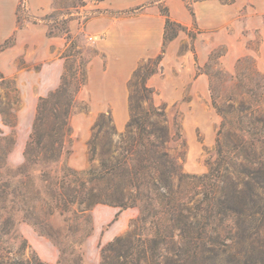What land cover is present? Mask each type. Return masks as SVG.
<instances>
[{
    "label": "rangeland",
    "instance_id": "1",
    "mask_svg": "<svg viewBox=\"0 0 264 264\" xmlns=\"http://www.w3.org/2000/svg\"><path fill=\"white\" fill-rule=\"evenodd\" d=\"M96 1L82 0L77 7H73L70 0H52V10L44 18L53 34L67 39L68 47L63 56L67 57L66 66L70 70L80 66L81 71L87 72L90 59L100 54L90 37L80 34L67 38L66 35L72 18H80L85 24L90 16L81 4ZM162 5L166 6L165 2L161 1ZM246 9L240 13L242 20L250 16ZM261 15L264 22V14ZM26 21L37 22L25 4L18 12V27L22 28ZM191 30L192 34L199 32L194 25ZM243 33L246 39H251L247 43L249 53L239 58L233 69H228L221 58L228 51L226 45L215 48L205 64L198 63L199 66H196L197 73L208 78L210 97L207 101L199 100L197 105L187 107L181 103L164 102L154 95L156 105L153 106L151 99L143 103L142 115L148 112L151 123L164 129L167 134L164 148L176 164L174 191L178 195L175 198H185L180 201L182 203L189 202L187 197H190L194 199L190 205L194 206L212 194L219 195L227 184L237 182L239 178L248 182L251 178L247 173L258 168V163H264V72L258 68L256 58L264 35L259 31ZM241 40L244 38L241 37ZM192 45L193 42L187 43L182 50L192 48ZM78 52L82 54L77 57ZM146 62L143 60L140 64ZM158 73H162V70ZM175 73L172 72L170 77ZM79 89L78 82L73 81L68 99L74 101L67 108L68 114L62 117L66 132L70 128L72 134L62 139L64 148L61 152L58 149L51 160L43 162V154L38 149L36 155L39 160L28 165H16L6 161L5 156L0 159V264H7L9 258H17L25 264H48L29 244L24 243L21 228L29 226L36 231L33 224H37L42 237L56 247L59 254L57 264H159L166 257L176 260L179 256L203 264L206 256L200 252V248L193 255L195 247L184 246L177 228L170 233L174 244L166 247L154 243L156 232L163 228L157 220L169 218L166 212L171 206L167 203L171 198L167 191L164 194L166 197L160 198L154 190L161 185L156 179L158 170L145 168L139 172L144 174L137 178L124 173L112 177L108 182L93 185L80 178L82 171L99 170L102 163H117L116 166L121 169L125 163L126 144L119 141L125 129L121 132L117 130L118 134L115 135L106 126L94 138L97 129L93 130V127L101 114L93 116L90 136L87 142L84 141V132L78 129L77 116L90 114V106L80 100ZM191 89V85H186L184 101L191 99ZM160 93L155 89L156 95ZM1 95L5 108L16 107L13 95L6 90H2ZM218 108L233 111L224 126V115ZM196 111L205 114L202 124L189 122L191 114ZM102 114H110L111 122L106 119L108 126L116 127L111 111ZM44 116L41 133L45 135L51 130L54 116L50 110H45ZM130 119L129 114L128 121ZM240 130L248 149L235 147ZM82 152L85 163L82 169H77L73 160ZM126 165L125 172L137 169L134 161ZM212 170L218 177L205 178ZM151 175L154 178H150ZM108 199L122 201L128 207L130 221L113 241L98 245L88 254V239L94 227L93 211L101 206H109L104 204ZM141 206L147 211L138 221ZM231 238L236 240L234 231L226 229L221 232L222 243H234L230 241ZM249 239H244L240 234L237 235L240 243L232 250L222 246L217 264H264V232L259 236L254 234ZM107 246L109 248L104 250Z\"/></svg>",
    "mask_w": 264,
    "mask_h": 264
},
{
    "label": "crops",
    "instance_id": "2",
    "mask_svg": "<svg viewBox=\"0 0 264 264\" xmlns=\"http://www.w3.org/2000/svg\"><path fill=\"white\" fill-rule=\"evenodd\" d=\"M20 1L0 0V46L14 39L12 45L0 49V73L3 79L15 82L20 98V105L14 108V129L5 125L0 112V138L10 136L15 131L16 143L8 161L16 165H22L25 161L24 152L40 99L61 85L66 67L63 52L68 47L65 37L49 35L44 18L52 10V0H26L27 9L37 22L26 21L22 28L18 27ZM161 1L165 2L172 20L189 29L195 23L199 32L195 39L186 31L179 32L167 46L161 62L162 73L152 75L147 86L154 91L160 90L159 95H154L164 102L192 107L199 100L205 102L210 97L208 78L196 71L198 63L205 64L215 48L226 45L228 51L221 58L228 69H233L237 60L249 53L247 43L251 39H246L243 32L259 31L264 35L261 15L264 14V0H235L229 5L218 0L199 1L194 4V16L183 0ZM158 3L159 0H101L84 7L90 14L85 24L80 18H73L69 22L72 37L80 34L90 37L100 52L90 59L87 81L79 93L80 100L90 106V114L77 116L78 129L83 130L85 142L90 136L93 116L98 114L111 111L116 130L121 132L126 128L130 114L129 81L143 60L155 59L162 52L166 19ZM138 7L141 9L132 12ZM245 9L250 16L242 20L240 13ZM191 42L192 48L182 50L184 45ZM259 48L257 66L264 72V41ZM174 71L175 76L170 77ZM3 79L0 78V95L5 90ZM186 85H191V99L184 101ZM153 102L157 104L155 98ZM204 119L205 114L196 111L191 114L189 122L202 124ZM83 153L73 160L77 169H82L85 163ZM118 213L119 209L112 206L94 209L88 254L98 245L113 241L125 229L130 221L129 210L121 212L116 219ZM21 232L42 261L57 264L58 251L48 239L29 226H22Z\"/></svg>",
    "mask_w": 264,
    "mask_h": 264
},
{
    "label": "trees",
    "instance_id": "3",
    "mask_svg": "<svg viewBox=\"0 0 264 264\" xmlns=\"http://www.w3.org/2000/svg\"><path fill=\"white\" fill-rule=\"evenodd\" d=\"M70 1L71 4H73V7H77V4H79L82 0ZM98 1L101 0H97L96 2ZM183 1L191 14L194 16L193 4L195 2L207 0ZM218 1L222 4L229 5L233 4L235 0ZM160 2L161 0H159L160 11L166 19L162 52L157 58L147 60L146 64H140L133 73L128 84L131 119L125 128V132L121 133L119 138L120 143L124 145L126 144L125 163L123 162L121 169L116 166L117 163H102L99 170L82 171L80 173V178L90 185H93L97 182H108L112 177L121 176L124 173L132 175L133 178H137L136 176L144 174L139 172L143 171L145 168H154L156 171L158 170L156 179L159 180V183L162 186L159 185V187L154 190L157 192V195H160V198L161 196L166 197L164 194L167 191L169 196H171V198H168L167 203L171 206L166 212L169 218L163 219L161 217L157 220L158 224H161L163 228L162 230H158L156 232L154 243L156 245H165L166 247L174 244L170 233L173 229L177 228L181 232L184 246L188 247L190 245L195 247L193 255H195L197 253V249L200 248V252L206 256L203 264H217L219 251L222 246L232 250L235 245L240 243V241L237 240V235L239 236L241 234L244 239H249L254 234L259 236L261 232H264V163H258V168L249 174L247 173L248 177L251 178L250 181L247 182L244 179L239 178L237 182L227 184L219 195L212 194L211 197H207L200 202L198 201V203L194 206L190 205L191 201L194 200L193 198L187 197L189 200L187 203L180 202L184 201L185 198H175V195H178V193L174 191V178L177 177L176 164L164 148L167 134L164 129L158 128L151 123L147 117L148 112H145L146 114L142 115V110L143 103L149 99H151L153 106L155 105L153 102L155 91L147 86V81L152 75L162 70L160 65L168 44L178 36L180 31H187L192 39L196 38L198 32L192 34L191 29L172 20L169 15L168 8L165 5L160 6ZM25 4L26 0H21L17 12H19L21 7H24ZM83 6L85 7L86 5L81 4V7ZM140 9L141 7H138L133 9L132 12ZM194 29H197L195 23ZM49 35H55L51 29L49 30ZM66 35L67 38H71L69 31ZM13 41L14 39L6 41L4 45L0 46V49L12 45ZM81 54V52H78L77 57ZM64 57L67 58L66 56ZM73 70L68 69L66 66L60 87L50 93L47 97L40 99L33 130L24 152L25 161L22 165L32 164L35 163L34 160H39L36 155L38 149H40V153L43 154V162L51 160L58 149H60L59 152H61V149L64 148L62 139L66 137V135L72 134V129L70 128L66 132L64 128L65 123L64 120H62V117L68 114V106H70L74 101L68 99L70 96L69 92H71V85L73 84V81L78 82L80 87L79 90L83 88L87 81V72L81 71L80 66L74 68ZM0 78H4L1 73ZM2 86L9 94L13 95L14 106H19L20 98L15 82L10 79H3ZM45 110L51 111L54 116V122L51 125L50 132L44 135L41 133V127L44 124ZM218 111L224 115V126L225 122L229 118V115L233 114V111H225L223 109L219 110V108ZM0 112L3 116L5 125L14 129L16 125L14 107L10 106L9 108H5L1 95ZM106 119L111 122L110 114H101L99 116V119L93 127V130L97 129V133L94 135V138L106 126L108 127V131H113L115 135L118 134L116 127L114 126L111 128L108 126V121H106ZM240 133L241 135L235 147L240 150L246 148L248 149V146L246 145L247 143L244 141L243 131L240 130ZM15 143L16 137L14 130L10 136L0 138V159L5 156L6 161H8L9 153L14 148ZM131 161L136 163V171H132L130 169L125 172L124 169L127 167L126 164ZM53 162L55 161L53 160ZM204 177L215 178L218 176H216L212 170ZM150 178H154V176L151 175ZM162 190L165 192H162ZM104 204L120 208L119 213L116 215V219L119 218L121 212L127 210L128 208L122 203V201L113 199H108ZM146 211L147 210L141 206V213L140 217L137 219L138 221L143 219ZM33 225L36 232L42 236V231L38 225ZM226 229L234 231L236 234V240L233 238L230 239V241L234 242L232 244H225L220 241L221 232L226 231ZM24 243L27 245L29 244L25 238ZM110 245L111 244L108 246ZM108 246L105 247L104 250L108 249ZM232 256L235 257L236 255ZM120 257L122 256L120 255ZM9 259L10 261L7 264H25V262L17 258ZM30 264L44 263L32 262ZM104 264H127V262H104ZM159 264L198 263L195 261L193 262L192 260L188 261L186 258L184 259L179 256L176 260L171 257H166L165 261Z\"/></svg>",
    "mask_w": 264,
    "mask_h": 264
}]
</instances>
